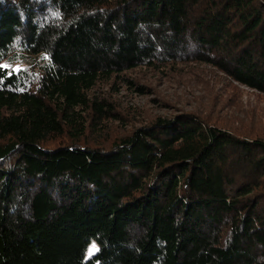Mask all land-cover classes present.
<instances>
[{
    "label": "trees",
    "instance_id": "16d2710c",
    "mask_svg": "<svg viewBox=\"0 0 264 264\" xmlns=\"http://www.w3.org/2000/svg\"><path fill=\"white\" fill-rule=\"evenodd\" d=\"M193 64L264 94V0H0V264H264V125L89 95Z\"/></svg>",
    "mask_w": 264,
    "mask_h": 264
},
{
    "label": "rangeland",
    "instance_id": "374dc122",
    "mask_svg": "<svg viewBox=\"0 0 264 264\" xmlns=\"http://www.w3.org/2000/svg\"><path fill=\"white\" fill-rule=\"evenodd\" d=\"M222 77L223 73L205 64L162 71L140 66L120 77L98 82L89 95L91 99H107L123 115V120L109 123L114 130L182 112H199L224 125L263 126L264 94ZM96 249L93 242L89 252Z\"/></svg>",
    "mask_w": 264,
    "mask_h": 264
},
{
    "label": "snow or ice",
    "instance_id": "6c2138e0",
    "mask_svg": "<svg viewBox=\"0 0 264 264\" xmlns=\"http://www.w3.org/2000/svg\"><path fill=\"white\" fill-rule=\"evenodd\" d=\"M0 67L8 68V67H10V65H0ZM93 249H95V245H93ZM90 254H91V252H90Z\"/></svg>",
    "mask_w": 264,
    "mask_h": 264
}]
</instances>
